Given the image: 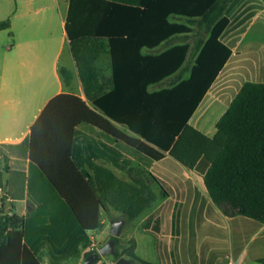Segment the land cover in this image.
Here are the masks:
<instances>
[{
    "label": "trees",
    "instance_id": "1",
    "mask_svg": "<svg viewBox=\"0 0 264 264\" xmlns=\"http://www.w3.org/2000/svg\"><path fill=\"white\" fill-rule=\"evenodd\" d=\"M232 1L70 0L66 30L87 100L66 93L56 96L29 137V157L41 179L39 192L43 198L46 192L52 194L48 229L64 231L69 243L79 232L88 245L86 232L101 230L111 210L129 224L155 204L153 184H159L162 196L169 195L168 185L156 177L127 181L92 161H87L86 177L73 159L75 132L81 127L98 129L154 162L170 153L203 175L210 198L225 216L264 224V83L246 82L231 101L216 125L215 138L221 141L217 153H201L199 141L209 139L189 125L233 56L223 41ZM9 26V21L1 22L0 31ZM198 26L208 37L195 45L181 42L161 54H143L144 49L189 38ZM186 72L190 76L184 79ZM61 75L65 81L70 77L66 69ZM168 79L174 80L170 87L149 91ZM28 225L25 217L6 213L4 204L0 208V264H42L26 242ZM115 240L113 261L128 256L131 264H154L138 256L135 239L121 252L120 239Z\"/></svg>",
    "mask_w": 264,
    "mask_h": 264
},
{
    "label": "crops",
    "instance_id": "2",
    "mask_svg": "<svg viewBox=\"0 0 264 264\" xmlns=\"http://www.w3.org/2000/svg\"><path fill=\"white\" fill-rule=\"evenodd\" d=\"M237 4L243 12L251 8L247 0H239ZM69 10L70 0H0V23H10L8 29L0 31V208L4 204L6 213H16L26 218L29 224L26 242L42 264H84L90 251V245L86 244L84 235L80 237L79 232L77 238L70 239L69 243L62 235L64 231L47 228L52 225L53 219L52 194L46 192L43 198L39 192L40 174L29 157L31 129L53 98L66 93L87 100L66 30ZM263 14L264 2L261 7L245 12L238 20L246 22L252 19L251 25H258L254 35L258 45L264 42ZM228 16L232 23V17ZM179 39L166 42L153 51L144 49L143 54H161L181 43L177 42ZM229 62L189 125L211 94L209 99H214L216 105L225 99L229 76H223ZM261 63L264 64V59ZM61 69L69 71L67 81L61 75ZM189 76L190 73L187 76L184 74L183 78ZM173 82L168 79L160 85L149 87V91L162 90ZM226 110H223L215 125ZM129 135L137 137L132 133ZM165 155L162 161L154 162L142 153L117 144L98 129L81 127L75 132L73 159L86 177L90 173L87 161L103 165L127 181L132 178L145 179L141 171L147 165L158 168L162 174L151 178L156 177L168 185V196H162L159 184H153L159 186L158 191L152 185L158 196L157 202L138 219L126 224L119 239L128 228L127 242L135 239L139 252L143 243L137 232L145 231L141 238L145 241L144 245H149V238L152 237L148 233L157 226L162 236L158 247L163 249L164 254L166 250H172V240L162 233L169 230L180 232L182 237L184 235L179 242L176 239L172 242L174 250L181 249L183 264H230L232 261L235 264H264V224L243 216H225L210 198L203 175L196 168L179 162L170 153ZM113 213L120 218L112 216ZM117 219L122 220L121 214L111 210L103 219V228L86 232L85 236L91 243L97 242L102 247L111 237V222ZM219 248L222 249L220 254L216 253ZM138 256L144 259L140 253ZM101 261L105 263L113 259L102 258Z\"/></svg>",
    "mask_w": 264,
    "mask_h": 264
},
{
    "label": "rangeland",
    "instance_id": "3",
    "mask_svg": "<svg viewBox=\"0 0 264 264\" xmlns=\"http://www.w3.org/2000/svg\"><path fill=\"white\" fill-rule=\"evenodd\" d=\"M234 1V0H233ZM232 1V2H233ZM238 1L236 0L234 4L229 7L227 14L230 15L233 19V22L230 24L228 29L226 30L225 34L223 35V41L228 44L231 48L234 50V55L232 59L230 60L227 68L225 69V73L223 77H228L227 85L225 89V99L220 100L219 104H215V100H210L209 96L208 99L204 101L202 104L200 110L196 114L194 118V122L190 124V126L197 131L204 134L209 141H199L202 144L201 153H204L205 151L210 154L217 153L218 149L221 146V141L219 139L215 138V135L218 134V130L215 125V121L223 114L228 107L227 105L234 99V97L237 95L241 87L246 82H262L264 81V74H263V68L264 64L261 63V61L264 59V42L261 45H258L256 43L255 39V33L258 29V25L252 26L251 20L246 22H238L240 17L245 13L248 12L250 9L253 10L255 7H261V4L264 2V0H247V3L250 4L251 8H246L243 12L242 8H238ZM254 14V12H252ZM251 13V15H252ZM264 15V14H263ZM251 27V29H250ZM250 32V33H249ZM208 37V32L205 28H201L198 26L196 28V32L191 35L189 38L183 39L180 38L177 42H189L192 45H195L197 40H204ZM196 54L190 56L187 67L190 69L191 65L195 62ZM261 67V68H260ZM189 72L185 73L187 76ZM169 85V82L168 84ZM224 110V111H223ZM191 128V129H192ZM193 131V130H191ZM190 130L187 132L191 133ZM187 132L186 135L187 136ZM184 135L181 137L183 140ZM190 136V135H189ZM192 136V134H191ZM160 170L158 168H153L152 166L149 167L145 165V170L141 171L143 172L145 179H149L154 175H162L159 172ZM181 175V174H180ZM133 179V178H132ZM154 189L156 191L159 190L158 185H153ZM116 215V218H120L118 214H112V216ZM199 219H201V216H197ZM116 220V219H114ZM118 220V219H117ZM159 227L155 226L153 228V231H149V236L152 238H149L151 242L149 245H144V242L142 240V235H145V231H138L137 235L141 239L143 246L140 248V251L137 253L146 260H151L154 262V264H183L184 258L181 253V249H175L173 248L174 242L173 240L176 239L178 242L182 239H184V235L182 237V234L180 232L176 233L175 231H167L162 234H167V239H171V247L172 249L170 252L166 250V253L164 254L163 249L160 250L158 247L159 239H161L159 235ZM127 231L122 235L120 238V245L118 247V250L121 252L124 248L128 246L127 242ZM171 236V237H170ZM178 236V238H176ZM90 241V240H89ZM89 245H91V241L89 242ZM204 249H199V251H203ZM163 251V252H162ZM222 251L221 248L218 249L216 253L220 254ZM146 252V253H145ZM161 252L163 254H161ZM106 260L113 259V256H105L102 257ZM125 259H130L128 256H124ZM103 262L100 261V264ZM140 264V263H135Z\"/></svg>",
    "mask_w": 264,
    "mask_h": 264
},
{
    "label": "water",
    "instance_id": "4",
    "mask_svg": "<svg viewBox=\"0 0 264 264\" xmlns=\"http://www.w3.org/2000/svg\"><path fill=\"white\" fill-rule=\"evenodd\" d=\"M126 224L127 221L125 219L112 221L111 236L113 237V239L109 240L105 245H103L99 251L88 256L85 259L84 264H95L96 261H98L101 257H105V256L115 257L117 254L115 238H119L121 236L122 231L125 228ZM117 262L118 264H131V261L125 258H121Z\"/></svg>",
    "mask_w": 264,
    "mask_h": 264
},
{
    "label": "built area",
    "instance_id": "5",
    "mask_svg": "<svg viewBox=\"0 0 264 264\" xmlns=\"http://www.w3.org/2000/svg\"><path fill=\"white\" fill-rule=\"evenodd\" d=\"M100 248L101 247L97 244V242H92L89 249L91 252H97L100 250ZM102 264H118V262L117 261H110V262H105ZM230 264H235V263L232 261Z\"/></svg>",
    "mask_w": 264,
    "mask_h": 264
}]
</instances>
